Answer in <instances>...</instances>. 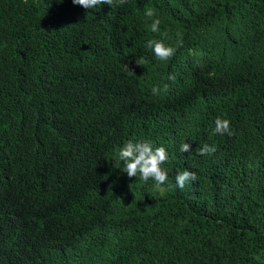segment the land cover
<instances>
[{
  "label": "trees",
  "instance_id": "1",
  "mask_svg": "<svg viewBox=\"0 0 264 264\" xmlns=\"http://www.w3.org/2000/svg\"><path fill=\"white\" fill-rule=\"evenodd\" d=\"M129 140L164 185L114 166ZM0 264H264V0H0Z\"/></svg>",
  "mask_w": 264,
  "mask_h": 264
},
{
  "label": "clouds",
  "instance_id": "2",
  "mask_svg": "<svg viewBox=\"0 0 264 264\" xmlns=\"http://www.w3.org/2000/svg\"><path fill=\"white\" fill-rule=\"evenodd\" d=\"M57 2L59 3L60 0H57ZM126 2L127 0H117L119 5H123ZM72 3L80 5L84 9L89 10L99 8L102 4L112 6L114 4V0H72ZM145 16L152 19V22L149 25L151 32L160 33L161 20L156 16L155 10L152 8L146 9ZM160 34L165 37L167 36L166 32ZM182 46L183 34L179 32L177 33V41L175 46L166 45L163 40L156 39H149L145 44V48L150 49L161 61L170 60L175 55L177 49ZM136 63L142 65L143 62L136 61ZM128 70L133 73L129 68ZM168 79L175 81L176 77L175 75L170 74ZM152 92L153 94L158 95L160 93V89L154 86L152 88ZM214 123V134H227L229 136L234 134L229 120L217 117ZM179 151L182 153H191L190 145L185 142L182 143L179 147ZM215 151V146L204 144L201 148H199L197 154L210 155ZM168 160V152L164 147L161 146L154 148L151 141L133 142L129 140L119 149L114 166L120 168V164L123 162V169L121 171L125 172L128 177L139 176V178L144 182H147L151 179L155 181L156 187L159 188L168 180L167 170L162 167V165L168 162ZM196 179V173L188 170L178 173L175 177L176 185L181 189L184 188L187 182L195 181Z\"/></svg>",
  "mask_w": 264,
  "mask_h": 264
}]
</instances>
